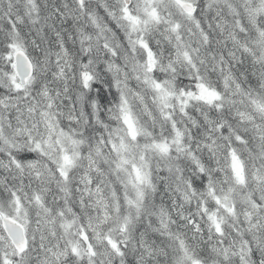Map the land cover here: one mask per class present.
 Returning <instances> with one entry per match:
<instances>
[{
  "label": "snow or ice",
  "instance_id": "6c2138e0",
  "mask_svg": "<svg viewBox=\"0 0 264 264\" xmlns=\"http://www.w3.org/2000/svg\"><path fill=\"white\" fill-rule=\"evenodd\" d=\"M0 264H264V0H0Z\"/></svg>",
  "mask_w": 264,
  "mask_h": 264
}]
</instances>
